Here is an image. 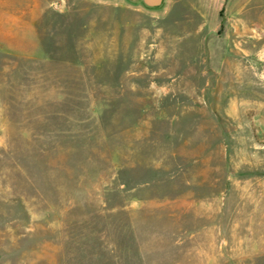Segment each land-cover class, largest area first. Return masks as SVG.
Segmentation results:
<instances>
[{"label":"rangeland","instance_id":"rangeland-1","mask_svg":"<svg viewBox=\"0 0 264 264\" xmlns=\"http://www.w3.org/2000/svg\"><path fill=\"white\" fill-rule=\"evenodd\" d=\"M0 264H264V0H0Z\"/></svg>","mask_w":264,"mask_h":264},{"label":"water","instance_id":"water-1","mask_svg":"<svg viewBox=\"0 0 264 264\" xmlns=\"http://www.w3.org/2000/svg\"><path fill=\"white\" fill-rule=\"evenodd\" d=\"M133 5H141L148 10L157 11L165 7L168 0H125Z\"/></svg>","mask_w":264,"mask_h":264}]
</instances>
